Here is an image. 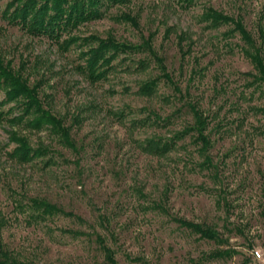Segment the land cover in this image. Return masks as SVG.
I'll return each mask as SVG.
<instances>
[{"label":"rangeland","instance_id":"1","mask_svg":"<svg viewBox=\"0 0 264 264\" xmlns=\"http://www.w3.org/2000/svg\"><path fill=\"white\" fill-rule=\"evenodd\" d=\"M9 1L0 0V10ZM206 7L241 17L256 41L258 30L264 33V0L109 4L101 8L102 16L79 23L58 42L0 17V56L37 85L44 105L71 125L75 144L64 146L46 129L16 127L33 146L53 148V162L47 164L45 156L20 164L8 154L14 146L8 139L11 127L0 123V216L7 221L1 238L20 258L39 264L102 261L93 236L60 230L67 227L104 235L117 264H142L137 257L152 264H241L240 253L202 259L218 244L178 226L152 207L158 201L173 215L215 223L228 237L223 247L243 250L250 264H264L251 253L253 248L264 250V90L241 74L251 65L233 25L210 26L202 17ZM93 36L134 44L136 52L119 53L104 78L90 81L78 65L83 62L79 53L89 46L85 38ZM141 61L146 63L143 68ZM150 78L157 81L154 93H138ZM194 107L207 118V151L219 164L227 207L215 204L213 190L218 186L208 172L194 168L202 158L193 134L162 157L139 146L149 136L190 129ZM154 114L160 119H152ZM20 195L44 197L83 221L58 215L27 222L26 213L16 207Z\"/></svg>","mask_w":264,"mask_h":264},{"label":"trees","instance_id":"2","mask_svg":"<svg viewBox=\"0 0 264 264\" xmlns=\"http://www.w3.org/2000/svg\"><path fill=\"white\" fill-rule=\"evenodd\" d=\"M129 0H10L6 8L0 10V17H8L12 22L21 24L28 32L36 35H44L58 42L63 33H69L73 27L79 23L102 16V7L109 4H124ZM181 4L190 6L198 0H178ZM13 6V10L9 13V8ZM9 7V8H8ZM204 20L210 22V26L218 27L222 24H232V32H237L243 43L242 51L248 59L251 70L241 71V74L247 77L250 85L264 90V33L258 30L257 40H254L250 32L245 28L242 18L234 19L212 7L204 8L202 13ZM84 45L87 49L79 53L83 60L78 65V69L90 79L97 81L107 74L108 69L112 66V60L119 53H135L136 45L119 42L110 38H102L93 36L86 37ZM74 41L68 39V42ZM95 41L94 45L90 43ZM68 46V45H67ZM143 68L145 62H139ZM157 81L154 78L146 79L139 85L138 93L151 96L156 90ZM0 91H3L4 98L0 101V123L6 122L10 125L8 131V139L14 143L13 148L8 152L9 156L18 163H28L36 158H46V163L53 162V148L46 144H38L33 146L26 133L16 127L28 130L46 129L50 134H53L57 141L64 146L75 148V144L71 138V125L64 124V118L52 111L48 106H45L36 84H30L28 78L25 77L19 70L14 69L10 62H5L0 56ZM14 101L13 106L3 108L4 104ZM16 111L18 113H12ZM193 111L194 125L190 129H182L174 132L168 137L149 136L144 138L139 146L142 151L154 156H166L170 151L179 148V141L185 139L186 135L193 134L191 140L197 146V156L202 160L193 164L194 168L199 171H206L207 176L212 180L215 194V204L219 207H227L228 201L224 188L221 187L219 179V164L213 161V158L208 154L207 146H209V136L204 133L206 125V117H203L197 109L191 108ZM152 119L158 120L159 116L152 115ZM217 182V183H216ZM263 200L261 204L260 214L264 220V179L261 186ZM139 196L145 197L142 190H137ZM20 200L16 201V207L21 212L26 213L27 222H41L52 219L54 216L66 215L75 217L81 221L83 219L72 213L64 210L63 207L44 197L20 195ZM152 207L166 213L169 218L176 222L178 226L186 229L192 234L197 235L198 239L211 240L218 244L216 248L210 252L202 254V259H227L235 254H242L241 264H250L251 259L249 254L243 250L223 247L228 242V237H225L215 223L207 221H194L182 216L171 214L161 202L152 201ZM101 219V218H100ZM6 219L0 216V264H39L32 260L20 258L1 238V229L6 224ZM103 222V221H101ZM240 231L239 227H235ZM64 233L72 236L81 234L93 236V241L103 253V259L93 264H117L115 252L112 247L107 245L105 237L96 230L93 233L75 230L72 228H60ZM93 234V235H92ZM112 235V233H111ZM223 245V246H222ZM250 246V245H249ZM254 249V248H253ZM252 249V250H253ZM252 252V251H251ZM136 260L142 264H152L144 258L137 257ZM202 261V260H201ZM198 261L197 263H200Z\"/></svg>","mask_w":264,"mask_h":264},{"label":"built area","instance_id":"3","mask_svg":"<svg viewBox=\"0 0 264 264\" xmlns=\"http://www.w3.org/2000/svg\"><path fill=\"white\" fill-rule=\"evenodd\" d=\"M251 253L257 260L264 261V250L254 248Z\"/></svg>","mask_w":264,"mask_h":264}]
</instances>
